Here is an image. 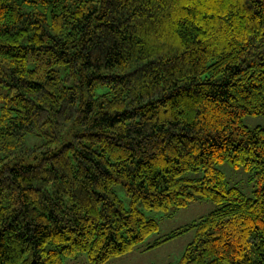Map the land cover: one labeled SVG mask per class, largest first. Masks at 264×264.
I'll list each match as a JSON object with an SVG mask.
<instances>
[{
    "label": "trees",
    "instance_id": "obj_1",
    "mask_svg": "<svg viewBox=\"0 0 264 264\" xmlns=\"http://www.w3.org/2000/svg\"><path fill=\"white\" fill-rule=\"evenodd\" d=\"M0 85V264H104L196 197L148 248L194 229L176 264H264V0H0Z\"/></svg>",
    "mask_w": 264,
    "mask_h": 264
},
{
    "label": "rangeland",
    "instance_id": "obj_2",
    "mask_svg": "<svg viewBox=\"0 0 264 264\" xmlns=\"http://www.w3.org/2000/svg\"><path fill=\"white\" fill-rule=\"evenodd\" d=\"M6 91L7 87L0 85V94ZM104 91H106L105 86H98L96 94ZM242 121L248 128L264 126V114L244 115ZM41 141V138L35 135H28L26 137V144L28 146L40 145ZM216 168L223 174V179L227 187H236L247 197H254V190L257 188V184L253 177V170L234 167L228 162L216 164ZM202 174L201 170H197L185 172L182 176L198 178ZM114 191L127 207L129 199L126 197L122 185H115ZM215 207L216 205L211 201L196 197L194 201H191L185 207H170L164 211L143 210L146 218L153 219L158 223V230L137 244L131 252L111 258L104 264H176L182 256L186 245L193 239L194 229H190L158 246L151 248H148V246L155 240L164 238L171 231L197 221L199 218L211 212ZM62 261L63 264H92L85 253L63 257Z\"/></svg>",
    "mask_w": 264,
    "mask_h": 264
}]
</instances>
